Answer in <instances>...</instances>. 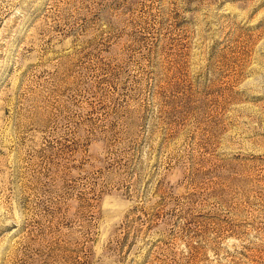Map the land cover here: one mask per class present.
Listing matches in <instances>:
<instances>
[{
	"label": "rangeland",
	"instance_id": "374dc122",
	"mask_svg": "<svg viewBox=\"0 0 264 264\" xmlns=\"http://www.w3.org/2000/svg\"><path fill=\"white\" fill-rule=\"evenodd\" d=\"M0 264H264V0H0Z\"/></svg>",
	"mask_w": 264,
	"mask_h": 264
}]
</instances>
